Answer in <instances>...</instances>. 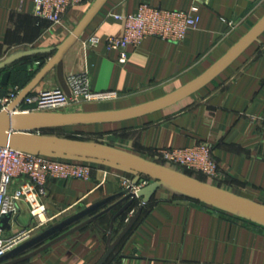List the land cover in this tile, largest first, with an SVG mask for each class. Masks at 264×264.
<instances>
[{"label":"crops","instance_id":"1","mask_svg":"<svg viewBox=\"0 0 264 264\" xmlns=\"http://www.w3.org/2000/svg\"><path fill=\"white\" fill-rule=\"evenodd\" d=\"M97 2L85 0L72 6L59 24H52L35 16L34 0H0V64H4L0 74L3 77L4 73H10L7 84L2 83L1 95L15 86H28ZM142 3L168 10L188 11L195 7L199 24L179 42L148 37L138 47H129L128 58L121 61L120 50L108 47L109 38L120 36L124 30V22L113 14L134 13ZM263 17L264 0H105L63 53L62 71L65 79L85 72L93 92H116L118 97L72 104L69 109L74 111L64 113L122 110L171 94L208 71ZM57 86L61 82L55 66L29 94ZM263 115L264 31L214 78L169 106L126 120L63 125L124 123L122 127L130 129L136 139H127L121 150L47 138L46 134L62 126L37 129L40 134L34 130L22 135L116 152L170 173L160 163L157 150L207 143L220 165V176L213 180L217 190L264 208V121L260 119ZM35 152L60 161L91 164L92 176L87 180L49 179L42 200L45 205L42 220L31 215L26 202L19 201L6 214L8 218L0 222L1 238L5 241L29 233L15 247L20 246L83 210L115 197L97 212L19 256L115 206L97 221L16 263L96 264L107 249L113 218L125 204H119L124 191L121 177L135 178L137 172L109 161ZM142 178L153 183L150 177ZM142 203L143 198H138L115 219L112 240ZM105 264H264V221L241 218L165 183L151 194L137 222Z\"/></svg>","mask_w":264,"mask_h":264},{"label":"built area","instance_id":"2","mask_svg":"<svg viewBox=\"0 0 264 264\" xmlns=\"http://www.w3.org/2000/svg\"><path fill=\"white\" fill-rule=\"evenodd\" d=\"M85 0H34L36 17L59 24L67 10ZM196 8L191 10H168L142 3L139 9L129 14H113L124 22V30L120 36H111L108 47L120 50V60L128 58V48L138 47L148 37H158L172 42L183 40L187 32L195 29L200 21ZM92 43L94 38L90 40ZM70 95L62 86L43 90L37 94H27L15 112L36 110L55 111L66 107L81 98L87 100L111 99L118 97L116 92H93L87 73L72 74L66 78ZM23 88L15 86L7 93L3 91L2 75L0 74V112L6 110L19 96ZM264 121V115L261 118ZM30 131L27 133H32ZM38 134L41 131L36 130ZM158 157L168 163L181 165L185 168L217 179L220 176V165L212 155V148L207 143L191 147L159 149ZM94 166L75 162L60 161L41 155L40 153L0 146V222L4 215L13 210L19 201L26 202L31 215L42 220L45 212L43 197L46 195V184L49 179L87 180L92 176ZM133 179L121 177L124 190L137 192L150 185L144 178L133 185ZM29 236V233L18 234L4 241L0 231V256H3Z\"/></svg>","mask_w":264,"mask_h":264},{"label":"water","instance_id":"3","mask_svg":"<svg viewBox=\"0 0 264 264\" xmlns=\"http://www.w3.org/2000/svg\"><path fill=\"white\" fill-rule=\"evenodd\" d=\"M105 0H98L91 12L82 22V24L77 28V30L72 34V36L60 47L58 48L56 54L48 62L41 71L33 78V80L23 88L19 96L9 105V107L0 112V146H10L13 148H21L29 151H41L55 154H63L68 156L76 157H86L93 158L103 161H109L125 168L131 169L137 172V176L133 179V185H136L142 177L147 176L153 180L149 186L133 192L131 189L124 190L121 192L123 198L120 203H124V206L115 214L111 230L108 232L107 249L103 256L96 264H105L117 245L125 237V235L133 228L137 222L144 204H146L150 198L151 194L162 184L168 183L176 186L180 189L193 193L203 199L210 201L214 204L228 208L236 212L243 213L251 218L264 221V208L248 203L246 201L240 200L234 196L226 194L224 192L218 191L216 189L210 188L208 186L202 185L198 182L192 181L190 179L181 177L179 175L170 173L163 169L151 166L144 162L129 158L127 156L118 154L116 152L102 150L98 148L82 147L77 145L49 142L39 139L28 138L23 136V133L34 131L41 128H50L63 125H78V124H88V123H100V122H112L126 120L141 116L158 109L169 106L176 101L182 99L183 97L195 92L201 88L204 84L214 78L220 71H222L229 63H231L246 47H248L257 37L264 31V17L260 20L258 24L248 32L223 58H221L215 65H213L208 71L202 74L200 77L185 85L184 87L168 94L162 98L137 105L134 107L114 110V111H101V112H91V113H58V112H15V108L20 104L23 98L29 94L34 86L40 82L47 73L57 66L59 79L61 86L70 95V90L67 85L66 79L62 71V55L65 50L73 43L76 37L80 34L85 25L89 22L92 16L100 8ZM4 67V64H0V68ZM10 73H4L2 77V83L7 84ZM143 198V203L140 209L130 216L129 222L119 234V236L112 240V227L114 225L115 219L127 211L132 204L138 199ZM114 198L106 199L92 207H89L82 212L64 220L63 222L53 226L40 236L31 239L28 242L21 244L10 250L3 256H0V264H16L25 261L34 255L46 250L52 244L65 237L69 233L78 230L89 223L95 222L112 210L115 206H111L92 218L81 222L76 227L68 230L56 239L44 244L43 246L37 248L36 250L29 252L23 256H19L26 251L32 249L41 242L49 239L50 237L61 233L65 229L71 227L72 225L79 223L89 215L97 212L102 207L110 203ZM8 218L7 215L3 216V220Z\"/></svg>","mask_w":264,"mask_h":264},{"label":"rangeland","instance_id":"4","mask_svg":"<svg viewBox=\"0 0 264 264\" xmlns=\"http://www.w3.org/2000/svg\"><path fill=\"white\" fill-rule=\"evenodd\" d=\"M117 98V97H116ZM101 100V99H100ZM103 100V99H102ZM99 100H87L84 98H81L77 101L71 102L69 105H67L64 108H61L60 113L64 112H73L74 110L69 109L72 104H83L85 102H98ZM122 124H112V125H106V124H99V125H87V126H81V127H60L52 132H49L46 134L47 138H50L54 141L59 142H65V143H75V144H82L87 146H93L98 148H104V149H117L121 150L126 140L129 139L135 140L131 135L130 129L127 127H122ZM124 150V149H123ZM160 163L164 164V167L168 170H170L172 173L178 174L181 177L191 179L193 181H196L198 183H201L202 185L208 186L210 188L217 190V184L215 182L208 180L205 176H203L202 173L191 170L189 168H185L181 165H177L174 163H168L163 160H159ZM168 163V164H166ZM217 187V188H216ZM219 208L226 210L227 212H233L239 217H248L247 215L236 212L233 210H229L226 207L217 205ZM253 219V218H252Z\"/></svg>","mask_w":264,"mask_h":264}]
</instances>
